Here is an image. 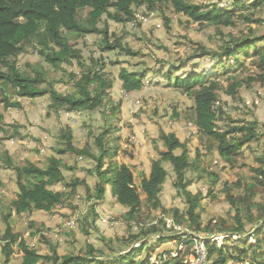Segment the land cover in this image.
<instances>
[{"label":"trees","instance_id":"trees-1","mask_svg":"<svg viewBox=\"0 0 264 264\" xmlns=\"http://www.w3.org/2000/svg\"><path fill=\"white\" fill-rule=\"evenodd\" d=\"M236 1L237 3L230 4L227 9L221 8L222 6L218 4L204 5L193 0H0V146L7 147L4 141L23 137L21 130L27 128L24 120H30L28 113L26 116L20 115L18 119L13 118L5 122L6 112L15 108L23 109L21 103L23 99L36 103L37 99L48 95L51 108L55 113L59 111L64 113L97 112L105 123L98 135L94 131L88 134L91 142L88 141L83 147L77 144L79 139L75 138L72 126L70 124L62 126L57 136L54 137L55 145L43 152L45 154V165L43 166L28 161L19 167L15 165L13 157L10 156L9 148H5L4 153L0 152V166L15 171L19 188L18 195L12 203V210L8 214L2 213L3 223L8 224L4 233L0 231V251L5 258L4 264L11 262L15 247L23 254L21 264H39L40 262L43 264H184L186 255L195 253V250L194 252L192 250L198 238L191 235L193 233L197 236L205 233L210 236L227 233L232 235L231 238L238 237L235 242H243L244 247L240 244L234 247V250L230 247L226 250L214 241L206 240L207 257L210 264H227L228 260H232L233 264H264V203L256 202L254 199V190L257 187L264 189V156L256 159L261 165L255 168L258 170L253 169L256 173V181L253 178L255 182L252 186L248 185L243 188V192H240L238 183L226 185L229 202L236 213L233 217L231 215L232 223L221 218L214 225L209 223L203 226L205 211L200 202L202 195L193 194L189 190L192 181L188 178V173L195 171L198 181L207 177L210 180L208 184L210 193L214 192L216 180L213 179V173L207 169H201L199 160L191 161L187 144L181 142L174 133H160L159 141L163 143L164 149H158L159 156L153 159L149 176L141 177L139 188L141 192H138L130 167L117 164L109 166L105 161L113 157V152H117V147L111 146V141L115 137L113 130H117L114 121L117 113L115 104L109 110L107 109V97L110 96L112 99L111 92L114 86V80L111 79L112 73L106 69L108 59L101 57L97 60L92 55L85 60L83 51L73 44L88 35H96L99 37L96 46L100 51L120 54L128 58L137 57L139 53L125 48L122 39L118 38L115 33H110L108 22L112 21L120 25H140L142 21L136 18V12L139 9L153 13L163 5L168 8L173 7L177 13L188 17L201 29H217L221 36L216 49L200 46L194 53L187 56L180 67H175L176 70L184 68L189 61L213 58L217 60L216 66H222L227 71L230 59L235 58L238 67L243 64L240 60L249 57L256 59L253 64L257 68V75L244 80L233 75L228 76L231 83L230 88L232 87L228 94L238 97L239 94L235 91L242 85L247 83L252 85L258 82L264 86V18L261 17L264 0ZM105 16L106 20L102 21ZM240 21L245 24L244 29L239 28L237 33L229 31L224 34L221 28L233 27L234 29L236 26L239 27ZM254 26H257L258 30ZM111 38L115 40L111 41ZM31 52H37L40 58L57 72L62 70L65 64L74 65L76 62L81 71L78 75L71 72L72 93H60L55 87V79L39 67L31 68L28 72L22 70V67L18 65L19 60ZM112 63L119 64L117 61H112ZM199 66L200 63H195L193 68ZM147 70L148 67L145 71L139 70L134 73L126 69L121 71L119 78L126 95L141 90L146 80ZM167 75L169 82H175V85L170 84V86H174L175 89L194 99L193 123L201 133L202 140L207 142V149L217 152L225 163L233 165L235 159L240 157L242 147L256 141L260 136L256 131L257 123L234 120L228 127H221L219 125L220 116L224 117L225 113L221 109L219 112L221 114H217L216 105L217 101H220L218 91L222 89L221 81L204 83L201 80L203 75L196 72L190 73V78L187 79H173L174 73L171 72L164 73V76ZM209 78L211 80L212 76L209 75ZM8 121H13V123ZM108 127L111 128L108 129ZM35 140L40 141V138ZM180 150L182 153L178 155L177 152ZM67 156L94 161L95 167L88 168V173L97 179L94 193L85 179L77 178L71 183L67 182L66 161L64 160ZM166 163L173 168L176 176L174 186L182 198L186 195L188 208L184 213L173 209L174 224L185 227L181 232H189L184 236L176 235L179 244L187 245L184 254L177 257L163 256L158 259L157 263L151 262V254L157 246L151 245L150 242L154 240L157 244L160 243L162 238L156 240L154 237L164 234L159 225L165 226L166 220L162 217L157 223H153L154 218L150 214L147 215L148 223L144 224L142 219L136 221L137 230L130 232V239L133 242L128 249L123 250L121 247L116 249L112 246L110 247L111 252L107 254L102 249L89 245L86 251L64 257H61L57 247L47 240L46 243L52 247V256L41 254L37 248H31L19 233L14 232L10 223L14 213L21 216L32 214L34 211L52 212L59 206L70 210L76 194H79V187L84 189L88 203L104 199L107 187H109L113 197L117 198L116 201L121 206L132 209L126 216V220L134 221L136 216L133 212L140 213L142 209L141 194L146 195V206L151 205L154 210L162 208L163 204L159 194L169 175L164 167ZM75 169L71 167L69 170ZM59 185L63 186V190L59 189ZM234 189L240 192L239 197L232 195ZM91 206L80 221L81 230L85 235L90 234L91 228H96L95 223L98 218L95 212L96 205ZM1 208L2 202H0ZM163 212L169 214L170 210L164 209ZM242 217L255 223L251 231L263 223L249 237V239L255 238L256 240L255 245L250 243L249 248H246V242L249 239L244 236L247 226ZM134 233L136 235H133ZM171 236L175 237V235ZM171 236L169 237L172 238ZM141 242L140 250L136 248L130 251L133 245ZM144 248L148 253L147 257L141 259L142 261H137V256ZM234 251L238 253L235 254ZM125 252L128 253L123 254ZM167 254L172 253L167 252Z\"/></svg>","mask_w":264,"mask_h":264},{"label":"rangeland","instance_id":"rangeland-1","mask_svg":"<svg viewBox=\"0 0 264 264\" xmlns=\"http://www.w3.org/2000/svg\"><path fill=\"white\" fill-rule=\"evenodd\" d=\"M193 1H198L204 5L218 4L222 6L221 8L227 9H229L228 6L230 4L237 3L236 0ZM157 9L158 11L153 13H149L145 9H139L136 13H141V17L143 15L146 17L141 19L144 22L140 23V25H120L112 21L108 22L110 33H115L118 38H121L125 48H130L133 52L139 53L137 57L128 58L120 54L100 51L96 46V42L99 39L96 35H88L73 42L76 48L83 51L85 60L92 55L97 60L101 57L107 58L106 69L112 73L111 79L114 80L111 92L113 97L112 99L110 96L107 97V109L109 110L115 104L117 113L114 121L117 130H113L115 131L113 136L116 138L112 139L111 146H116L117 152H113V157L111 156L105 161L109 166L117 164L118 166L127 165L130 167L135 177V188L138 192H141L139 189L141 177L149 176L151 163L154 158L159 156L158 149H164L163 143L159 141L160 133H174L181 142L187 144L191 161L194 159L199 160L201 162V169H207L213 173V179L216 180L214 192L210 193L208 185L210 180L207 177L198 181L195 171H189L188 173V178L192 181L189 190L193 194L202 195L200 202L205 211L203 213V226H207L209 223L214 225L221 218L231 222L232 217L236 213L229 202L226 185L238 183L240 192L244 191V187L248 185L252 186L256 181V173L253 172V169L261 165L256 159L257 157L264 156V86L258 82L252 85H248L247 83L236 89L235 92L239 95L235 97L228 94V91L232 88H230L231 83L228 80V76L233 75L238 79L244 80L247 77L257 75V68L253 64L256 59L249 57L240 60V63L243 64L239 67L237 61L234 60L235 58L230 59L227 71L222 66H216L217 60L213 58L195 60L194 62L189 61L184 68L176 70L175 67H180L187 56L194 53L200 46L216 49L220 43L221 36L217 29H201L191 19L177 13L173 7L168 8L163 5ZM261 17L264 18V8L261 10ZM105 20L106 16L102 18V21ZM240 22L239 27L236 26L234 29H232L233 27L221 29L224 34L229 31H236L234 33H237L239 28L240 30L245 28L243 21ZM255 27L258 30V27ZM113 40L115 38H111V41ZM112 61H117L119 64H114ZM195 63H200V66L193 68ZM18 65L22 67V70L27 72L31 68L37 69L38 67L43 69L44 72H48L55 79L56 89L62 94L72 93L73 80L70 75L72 73L78 75L81 71V68L75 62L74 65L65 64L63 69L57 72L50 65L46 64L37 52H31L22 56ZM147 67L146 80H144L141 90L126 95L123 83L119 78L121 71L126 69L130 73H134L139 70L145 71ZM166 72L168 74L169 72L174 73L173 79H187L190 78V73L196 72L203 75L201 80L204 83L206 81H221L222 89L218 91L220 101L216 103L217 114L221 112V109L225 113L224 117L220 116L221 121H219V125L221 127H228L234 120L257 123L256 131L260 136L256 141H252L250 144L242 147L239 153L240 157L235 159L233 165L225 163L217 152H211L207 149V142L202 140L201 133L195 128L193 123L194 99L175 89L174 86H170V84L175 85V82L171 83L168 81V75L164 76ZM209 75L212 76L211 80ZM135 78L137 79V77ZM48 99V95L37 99L36 103L23 99L21 101L23 105L22 110L15 108L5 113V122L13 118L18 119L20 115L26 116L27 113L30 115V120H24L27 128L21 130L23 137L4 141V144L8 145L7 147L0 146L1 153H4L5 148L10 149V156L13 157L15 165L19 167L25 165L28 161L38 166L45 165V154L43 152L49 147L48 145H55L54 137L57 136L56 134H58L64 125L70 124L72 126L75 138L79 139L77 144L83 147L88 141L89 143L91 142L88 134L94 131L98 135L105 124L103 118L97 112L64 113L59 111V113H55ZM2 109H4L3 105ZM10 123H13V121ZM110 128L108 127V129ZM32 133L34 135H31ZM24 136L27 137L25 138ZM38 137L40 141L35 140ZM17 139L19 140L16 141ZM39 150L41 152H38ZM181 153L182 150L177 152L178 155ZM47 155L49 156L50 154ZM64 160L66 161L65 174L67 182L71 183L72 180H76L77 178L85 179L94 193L97 179L88 173V168L93 169L95 167L94 161L81 160L79 157L71 156L64 157ZM71 167L76 169L70 171ZM164 167L168 170L169 175L159 194V198L163 204L162 208L154 210L153 206H146V195L141 194V199L143 200L142 209L141 211L138 210L140 213L133 212L136 216L134 221L126 220V216L132 209L121 206L116 201L117 198L113 197L109 187H107L104 199L100 201L95 200L93 203L87 202L84 189L79 187V194H76L70 210L59 206L52 212L34 211L32 214L21 216L14 213L12 219H10V223L13 226L14 232L19 233L31 248H37L41 254L52 256V247L49 244L51 243L57 247L59 255L64 257L86 251L89 245L102 249L107 254L111 252L110 247L112 246V248L115 247L116 249L120 247L123 250L128 249L133 242L130 239V232L137 230L136 221L142 219L143 223L146 224L149 222L147 215L150 214L154 218L153 223H157L162 217L166 220V228L162 224L159 225L164 234L153 236L156 240L162 238L160 243L158 242L157 244V241L154 240L150 242L152 243L151 245L155 244L157 246L151 254V262L157 263L158 259L163 256L177 257L184 254L187 250V245L185 243L179 244L176 235L184 236L185 233L189 232H181L185 227L174 224L175 214L173 209H178L180 213L186 212V195L182 198L176 190L174 186L176 176L171 165L166 163ZM253 178H255V181ZM62 185H59L60 190H63ZM18 192L19 188L16 183L15 171L0 166V202H2V208L0 209V231L3 233L8 224L3 223L2 213L8 214L12 210L13 200L17 197ZM240 192L234 189L232 195L239 197ZM254 199L256 202L264 203L263 188L257 187L254 190ZM92 204L96 205L95 212L98 215L95 223L96 228H91L90 234L85 235L81 230L80 221L92 207ZM164 209L170 210V213L164 214ZM138 216H141V218H138ZM70 220L74 222L73 227L68 224ZM242 220L247 226L244 236H247L248 239L263 224L261 223L251 231L255 223L249 222L246 217H242ZM133 235H136V233ZM171 235H175V237ZM191 235L197 237L198 239L196 240L204 244L205 247V242L208 239L217 243L218 246L225 247L226 250L228 247L234 250V247L240 246V244L244 247L243 242H235L238 239L237 236L231 238L232 235L227 233L211 234V236L207 233L200 236H197L195 233ZM121 239L124 240L122 241ZM46 240L49 243H46ZM144 241L148 242V240ZM255 242V238L249 239L246 242V248H249L250 243L255 245ZM141 245L142 242L136 243L132 247L140 250ZM195 246L196 243L192 252H194ZM14 249L15 252L12 255V260L8 264H21L23 254L17 247ZM205 249L207 250V248ZM167 252L172 254L168 255ZM179 252L180 254H178ZM234 252L235 254L238 253V251ZM147 254L146 248H144L142 253L137 256V261L146 258ZM191 255H186L184 264L188 260L193 259ZM4 262L5 258L1 255L0 264H4ZM210 263L208 257H206L203 264ZM39 264H43V262ZM227 264H233V261L228 260Z\"/></svg>","mask_w":264,"mask_h":264},{"label":"built area","instance_id":"built-area-1","mask_svg":"<svg viewBox=\"0 0 264 264\" xmlns=\"http://www.w3.org/2000/svg\"><path fill=\"white\" fill-rule=\"evenodd\" d=\"M142 19V17H139ZM71 220L68 222V224L73 227L74 222ZM204 244H202L200 241L196 240V246H195V253L191 255L193 257L192 260H188L185 264H203L207 257V250Z\"/></svg>","mask_w":264,"mask_h":264},{"label":"clouds","instance_id":"clouds-1","mask_svg":"<svg viewBox=\"0 0 264 264\" xmlns=\"http://www.w3.org/2000/svg\"><path fill=\"white\" fill-rule=\"evenodd\" d=\"M140 14H141V13H137V14H136V18H138L139 20H141V19L139 18V17H140ZM142 18H146V17L143 15ZM141 21L144 22V20H141Z\"/></svg>","mask_w":264,"mask_h":264},{"label":"water","instance_id":"water-1","mask_svg":"<svg viewBox=\"0 0 264 264\" xmlns=\"http://www.w3.org/2000/svg\"><path fill=\"white\" fill-rule=\"evenodd\" d=\"M134 249H135V248L132 247L130 251H132V250H134ZM130 251H129V252H130ZM126 253H128V252H125V253H123V254H126ZM100 260H104V259H100Z\"/></svg>","mask_w":264,"mask_h":264},{"label":"crops","instance_id":"crops-1","mask_svg":"<svg viewBox=\"0 0 264 264\" xmlns=\"http://www.w3.org/2000/svg\"><path fill=\"white\" fill-rule=\"evenodd\" d=\"M49 147H47V149H45V151L49 150V148L51 147V145H48Z\"/></svg>","mask_w":264,"mask_h":264}]
</instances>
